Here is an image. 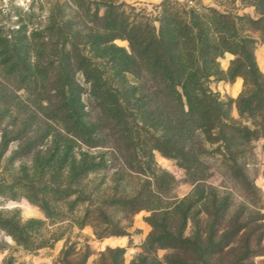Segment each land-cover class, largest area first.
<instances>
[{"label":"trees","instance_id":"16d2710c","mask_svg":"<svg viewBox=\"0 0 264 264\" xmlns=\"http://www.w3.org/2000/svg\"><path fill=\"white\" fill-rule=\"evenodd\" d=\"M104 7L102 17L97 10L93 14L102 27L90 29L81 39L64 37L56 44L60 49L56 60L38 61L33 73V65L21 58L13 60L10 67L22 69L23 83L36 85L41 78L44 88L52 87L54 93L44 98L52 109L43 116L58 122L59 135L66 137L67 143L105 148L121 174L144 178L132 195L114 194L94 203L91 197L100 188L87 195L83 180L107 169L109 160L102 157L96 162L90 153L78 160L72 154L69 174L77 188L72 193L76 196L74 206L89 205L80 226L95 227V222L103 221L106 233L114 230L113 234L120 236L122 231L112 225L110 215L127 218L147 211L152 232L145 253H183L184 259L171 264H213L214 258L229 256L237 248L243 255L231 264L264 254L259 251L264 240L263 217L252 216L247 209H258L261 200V190L247 174V155L255 141L264 139V75L254 58L257 41L243 35L258 33L264 42V9L259 8L260 17L254 20L214 9L186 11L167 2L162 5L159 27H155L138 19L130 22L122 6L115 3H104ZM58 30L63 35L62 28ZM117 39L128 41L129 50L116 46ZM225 53L235 56L226 73L219 64ZM79 75L89 86V107L82 103ZM238 77L243 78L245 91L235 104L240 118L252 127L236 121L233 101H221L211 89L213 81L233 82ZM156 152L185 170L194 186L189 197L179 201L171 196L175 179L157 166ZM66 160L68 157L60 166ZM210 161L247 206L228 220V226L224 223L232 196L206 185L212 176ZM115 176L118 183L122 181ZM57 193L69 196L60 189ZM44 209L51 216L47 205ZM92 215H96L95 221ZM189 223L195 229L186 237ZM252 244L255 249L250 248ZM123 253L115 250L116 257ZM147 261L143 257L135 264Z\"/></svg>","mask_w":264,"mask_h":264},{"label":"rangeland","instance_id":"374dc122","mask_svg":"<svg viewBox=\"0 0 264 264\" xmlns=\"http://www.w3.org/2000/svg\"><path fill=\"white\" fill-rule=\"evenodd\" d=\"M108 2L122 6L130 22L138 19L155 27H159L162 5L167 2L186 11L201 13L214 9L254 20L260 17L259 8L264 9V0H192V4L189 0H29L26 4L0 0V264H135L143 257H147L148 264H171L183 258V253L177 251L158 250L155 255L145 253V243L152 232L147 222L151 213L147 211L127 218L121 214L110 215L112 225L122 231L120 236L114 235V230L106 233L107 224L103 221L95 222V227L92 224L80 226L89 205L84 202L74 206L76 196L72 193L77 188L69 174L72 154L78 160L87 158L89 153L96 158V162L102 157L109 160L107 169L89 174L83 180L87 195L100 188L91 197L94 203L114 194L128 197L144 178L121 174L117 161L105 148L89 149L67 143L66 137L59 135L61 129L58 122L43 116L52 109L44 99L54 93L52 87L44 88L41 78L36 85L23 83L20 76L22 69H10L16 58L33 65L32 73L38 61L43 64L56 60L60 50L56 44L62 43L64 37L81 39L89 34L90 29L96 31L102 27V22L94 19L93 14L97 10L102 17L104 3ZM59 27L63 35L59 34ZM243 35L257 41L254 58L264 75L262 37L254 32ZM114 44L129 50L126 40L117 39ZM85 49V54L90 56L89 48ZM234 59L231 53L219 58L224 73ZM77 79L83 88L82 103L89 107V86L82 76H77ZM211 89L221 101H233L232 117L236 121L251 126L250 122L240 118L235 104L245 91L243 78L238 77L233 82L213 81ZM65 145V150L60 149ZM249 150L247 174L261 190L256 210L247 207L244 200L238 198V190L232 189L220 174L223 172L217 170L212 161L209 162L212 176L206 185L222 189L232 196V207L224 223L227 226L230 223L228 220L246 207L252 216L263 217L261 225H264V139L255 141ZM64 157L68 160L60 166ZM154 158L157 166L175 179L171 196L179 201L189 197L194 186L185 170L157 152ZM64 166L65 169L61 170ZM115 174L122 178L121 182L116 181L119 177ZM59 189L67 191L69 196L58 194ZM46 205L51 216L45 212ZM90 218L95 221L96 215ZM199 227L203 229L202 224ZM194 229L189 223L185 236H191ZM259 247V251H264V240ZM250 248L255 249V246L252 244ZM117 249L123 250V256L116 257ZM241 255L240 248H237L229 256L214 258L213 264L235 263ZM238 263L264 264V254L249 256Z\"/></svg>","mask_w":264,"mask_h":264},{"label":"built area","instance_id":"2783aa9c","mask_svg":"<svg viewBox=\"0 0 264 264\" xmlns=\"http://www.w3.org/2000/svg\"><path fill=\"white\" fill-rule=\"evenodd\" d=\"M16 4H26L29 0H13ZM192 4V0H189Z\"/></svg>","mask_w":264,"mask_h":264}]
</instances>
